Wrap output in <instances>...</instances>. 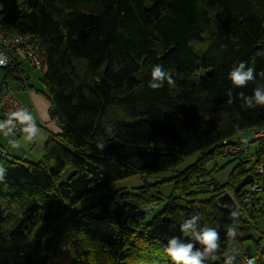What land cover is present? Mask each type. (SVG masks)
<instances>
[{"label": "trees", "instance_id": "1", "mask_svg": "<svg viewBox=\"0 0 264 264\" xmlns=\"http://www.w3.org/2000/svg\"><path fill=\"white\" fill-rule=\"evenodd\" d=\"M0 8L5 33L34 39L49 116L59 129L39 162L0 157L7 168L0 200L33 203L19 217L0 206V264H171L164 246L173 236L188 241L179 225L197 211L199 223L220 235V250L205 264H223L233 248L226 227L241 234L264 217V174L255 171L264 167V138L244 136L264 132V106L246 109L242 102L264 84V56L257 55L264 51V0H0ZM240 62L256 76L233 88L228 76ZM155 65L174 87L149 88ZM17 66L0 68V89L13 79L15 97L17 90L30 95L27 67L35 68L24 62L20 78ZM100 137L108 144L103 152ZM242 145L247 150L237 156L222 154ZM191 155L198 157L177 170ZM216 155L237 159L223 185L206 180ZM248 176L251 184L235 192ZM136 177L159 181L114 189ZM251 185L258 190L250 192ZM224 192L238 206V222L215 203ZM88 196L101 200L73 212ZM13 218L16 228L5 231Z\"/></svg>", "mask_w": 264, "mask_h": 264}, {"label": "clouds", "instance_id": "2", "mask_svg": "<svg viewBox=\"0 0 264 264\" xmlns=\"http://www.w3.org/2000/svg\"><path fill=\"white\" fill-rule=\"evenodd\" d=\"M257 55L264 56V51L257 53ZM264 76V72L260 73ZM256 73L253 67H249L245 62H240L229 73V80L233 88H243L248 85L250 81L255 79ZM165 83L175 86L174 78L165 72L161 65H155L151 71V79L148 82L149 88L153 90L164 87ZM233 88H229L225 95L228 97L227 103H234ZM243 106L246 109L255 108L257 106H264V84H260L253 89L251 96L243 97ZM17 122L24 127L22 128L23 139L27 142H34L40 135V128L36 125L33 116L27 110L15 111L11 116L5 120L0 121V132H3L7 137L11 134L15 127L13 122ZM8 131H4L5 129ZM106 133L111 136L114 134L113 128L107 126ZM9 143L13 147H18L17 142L12 139ZM104 137H100L96 143V148L103 152L107 146ZM7 168L3 161H0V183L6 180ZM231 218L238 222L241 213L236 209H229ZM202 214L194 212L189 218L185 219L179 225V231L183 237L188 238V241L181 239L178 236L171 237L164 246V251L171 261V264H205L206 261L214 260L217 252L220 250V235L216 228L207 225H201ZM175 228L176 225H170ZM226 236L228 243L233 245L230 252H225L223 264H237V250L235 245L237 237L240 233L234 224H229L226 229ZM199 245V247H197ZM251 264V262H249Z\"/></svg>", "mask_w": 264, "mask_h": 264}, {"label": "rangeland", "instance_id": "3", "mask_svg": "<svg viewBox=\"0 0 264 264\" xmlns=\"http://www.w3.org/2000/svg\"><path fill=\"white\" fill-rule=\"evenodd\" d=\"M27 72L29 73L28 84L30 85L29 91L31 94V99L38 97L42 101L44 110L48 114V117L51 119V121L56 123V121L49 116V101L47 100L45 93L43 92V87L40 82V78L42 75L41 71L27 67ZM2 76H3V73L0 70V87L2 83L1 82ZM12 80L13 79H10L7 81L10 82ZM15 87H16V84H15ZM25 92L27 91L17 90L16 97L23 104L30 105V99L28 98V93H25ZM33 102L35 101L33 100ZM34 108L36 109V106H34ZM45 129H42V131L44 132ZM256 133H259V132H256ZM256 133H254V135ZM254 135L251 136V134L249 133L244 134V136L249 137L250 140L251 139L261 140V139L255 138ZM12 139H14L17 142L18 147H13L9 143V141ZM45 141H46L45 139L40 140L37 138L36 141L34 142H27L23 139V135L16 137L13 133H11L9 136L6 137L3 132H0V150L4 154L17 158V159L26 160L32 163L39 162V160L42 159L43 145ZM256 146H257L256 143H251V145H249L250 150L253 151ZM242 152L243 151L241 150H237L229 154L237 156L238 154ZM197 157L198 156L196 155H191V156L184 158L183 163L177 170H181L185 168L186 166L192 164L197 159ZM250 158H253V156H251ZM236 162H237V159H234V157H230V156L222 157L220 155H216L206 166V170L208 172V176L206 177V180H213L216 184L223 185L224 183L228 181L229 174L231 170L233 169ZM260 167L262 166L256 167V169L258 168L257 171L261 169ZM170 175L172 174L164 173V174H161L160 176L167 177ZM156 181H159V180L155 178L142 180L141 178L136 177L134 179L118 182L114 186V189H117V188L119 189V188H124V187L133 188V187H138L145 182L154 183ZM160 192L164 196L170 194L171 186L170 185L162 186L160 189ZM100 200H101V197L99 196L85 197L73 208V212L82 211L83 209L87 207L97 204ZM31 205H33V203L31 199L28 197L25 199H20L16 201L0 200V206L4 208H8L7 210H5L4 215L10 214L16 217H19L21 214H23L24 211L27 208H29ZM18 220H19L18 218H13L9 220L7 223L4 224V230L7 232H11L12 230H14L18 224ZM93 228L101 232H104L106 229L104 225H99V224L93 225ZM262 236H264V217H260L256 219L254 225L249 224L248 227L245 230H243V232L239 235V239L242 240L240 242H241L242 250L244 251V253H247L250 255L257 254L258 249L257 247L254 246L253 242L258 240L259 238H262ZM263 262H264V259H263Z\"/></svg>", "mask_w": 264, "mask_h": 264}, {"label": "built area", "instance_id": "4", "mask_svg": "<svg viewBox=\"0 0 264 264\" xmlns=\"http://www.w3.org/2000/svg\"><path fill=\"white\" fill-rule=\"evenodd\" d=\"M29 61V63L35 68H40V63L37 55L34 52V39L30 35H20L13 36L4 32L0 25V68L10 67L11 64L18 65V72L13 74L20 78H25V71L21 68L23 63ZM13 77V76H12ZM10 82H3L2 89H0V112L2 115L1 121L7 120L11 114L15 111L27 110L29 111L28 106L21 104L18 99L14 96L13 90L9 88ZM7 84V85H5ZM15 127L12 129L14 135H22L23 125L13 122ZM43 125V124H42ZM4 131H8L6 128ZM255 138L263 139L264 132L256 133ZM225 144V142H224ZM237 150L246 151V147L242 145L241 147H228L222 149V154H228L235 152ZM0 157H3V152L0 150ZM261 166V165H260ZM258 167V166H257ZM257 171L255 168L256 174L263 175L264 167ZM258 190L256 185H251L249 188L250 192H255ZM257 254H247L239 252L237 255V264H264V238L261 239L257 247Z\"/></svg>", "mask_w": 264, "mask_h": 264}, {"label": "crops", "instance_id": "5", "mask_svg": "<svg viewBox=\"0 0 264 264\" xmlns=\"http://www.w3.org/2000/svg\"><path fill=\"white\" fill-rule=\"evenodd\" d=\"M28 98L30 99V106L33 109L32 116H33V119H34L35 123L37 124V126H38L39 123L40 124L44 123V126H41V127L38 126L40 128V130H41L38 139L47 140V138H48V136L50 134H56V133L59 132L58 126H57L56 123L51 121V119L48 117V114L44 110V106L42 104V101L38 97H35V98L31 99V94H30V95H28ZM33 100L35 102H33ZM34 106H36L37 110L34 108ZM42 129H45V131L43 132Z\"/></svg>", "mask_w": 264, "mask_h": 264}, {"label": "water", "instance_id": "6", "mask_svg": "<svg viewBox=\"0 0 264 264\" xmlns=\"http://www.w3.org/2000/svg\"><path fill=\"white\" fill-rule=\"evenodd\" d=\"M252 181L250 176L243 179L235 188V192L240 191L242 188L249 185ZM215 203L219 209H224L229 212V209L238 210L236 202L233 200L232 196L228 192H224L221 195H218L215 199Z\"/></svg>", "mask_w": 264, "mask_h": 264}]
</instances>
